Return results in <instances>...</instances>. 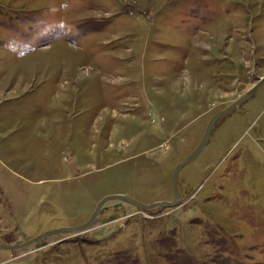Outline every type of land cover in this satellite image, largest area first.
I'll return each instance as SVG.
<instances>
[{
	"label": "rangeland",
	"instance_id": "1",
	"mask_svg": "<svg viewBox=\"0 0 264 264\" xmlns=\"http://www.w3.org/2000/svg\"><path fill=\"white\" fill-rule=\"evenodd\" d=\"M261 77L264 0H0V264H264V83L24 246Z\"/></svg>",
	"mask_w": 264,
	"mask_h": 264
},
{
	"label": "water",
	"instance_id": "2",
	"mask_svg": "<svg viewBox=\"0 0 264 264\" xmlns=\"http://www.w3.org/2000/svg\"><path fill=\"white\" fill-rule=\"evenodd\" d=\"M264 83V77L259 78V80L251 87V89L248 91V93L241 98L240 100L236 101L235 103H233L232 105H230L227 109H225L224 111H222L221 113L217 114L212 121L210 122L207 131L205 133L204 139L202 141V143L200 144V146L189 156L187 157L185 160L181 161L177 167L175 168L174 174H173V178H172V187H173V191H174V199L172 201H157L154 203H150V204H146V203H141L139 201H137L136 199H133L131 197L122 195V194H114V195H108L104 198H102L98 205L97 208L93 214V216L91 217V219H89L86 223H84L81 226H77V227H60V228H56L53 230H50L46 233H43L41 235H38L37 237H35L34 239L30 240L29 242L25 243L24 246H29L32 245L36 242H39L40 240L54 235V234H58L60 232H64V231H71V232H84L88 229L91 228V225L97 220L98 215L100 213V210L102 208V206L109 200L112 199H119L131 204H134L138 207L144 208V209H151L155 206L158 205H163L166 207H172V206H176L179 203V191H178V187H177V178L179 175L180 170L184 167V165H186L188 162H190L191 160H193L204 148V146L207 144L208 139L210 137L212 128L214 126V123L216 122L217 119H219L220 117L230 113L231 111H233L236 107H238L240 104H242L244 101H246L248 98H250L258 89V87L260 85H262ZM18 244H10L8 247L9 248H15L18 247ZM6 245H1L0 244V248H8Z\"/></svg>",
	"mask_w": 264,
	"mask_h": 264
},
{
	"label": "clouds",
	"instance_id": "3",
	"mask_svg": "<svg viewBox=\"0 0 264 264\" xmlns=\"http://www.w3.org/2000/svg\"><path fill=\"white\" fill-rule=\"evenodd\" d=\"M18 55H21L20 53H18ZM23 55V54H22Z\"/></svg>",
	"mask_w": 264,
	"mask_h": 264
}]
</instances>
